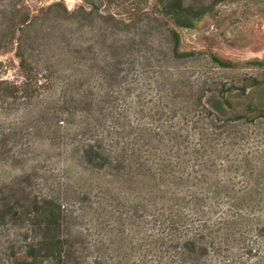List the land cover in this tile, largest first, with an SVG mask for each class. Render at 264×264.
Masks as SVG:
<instances>
[{"label":"trees","instance_id":"16d2710c","mask_svg":"<svg viewBox=\"0 0 264 264\" xmlns=\"http://www.w3.org/2000/svg\"><path fill=\"white\" fill-rule=\"evenodd\" d=\"M28 1L0 0V264H264V144L236 130L264 117L167 64L204 11Z\"/></svg>","mask_w":264,"mask_h":264},{"label":"rangeland","instance_id":"374dc122","mask_svg":"<svg viewBox=\"0 0 264 264\" xmlns=\"http://www.w3.org/2000/svg\"><path fill=\"white\" fill-rule=\"evenodd\" d=\"M50 1L34 0L28 4L40 6ZM63 1L70 10L81 4V0ZM190 1L195 11H204L201 19L191 29L175 27V30L179 34V51L194 53L167 64L184 72L191 81L204 79L208 83V92H224L233 101L234 112L264 117V110L260 111L264 107V0ZM150 3L151 0H123L114 8L125 15L136 16ZM0 62L6 65L8 78L21 80L13 49L4 52ZM244 103H254L257 109L246 111ZM241 122H237L236 130L250 133L241 141V149L250 156H257L263 151L264 143L258 132L264 124L253 126ZM260 174L264 177V171Z\"/></svg>","mask_w":264,"mask_h":264}]
</instances>
